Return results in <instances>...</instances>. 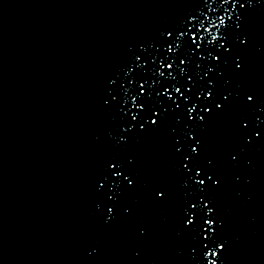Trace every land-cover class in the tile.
I'll list each match as a JSON object with an SVG mask.
<instances>
[{"label":"water","instance_id":"1","mask_svg":"<svg viewBox=\"0 0 264 264\" xmlns=\"http://www.w3.org/2000/svg\"><path fill=\"white\" fill-rule=\"evenodd\" d=\"M213 261L264 264V0H0V264Z\"/></svg>","mask_w":264,"mask_h":264},{"label":"snow or ice","instance_id":"2","mask_svg":"<svg viewBox=\"0 0 264 264\" xmlns=\"http://www.w3.org/2000/svg\"><path fill=\"white\" fill-rule=\"evenodd\" d=\"M171 50V49H170ZM169 67H171V65H169ZM177 91H179V89H177ZM189 112H191V109H189ZM135 118V117H134ZM155 121H153V123H154ZM191 221H189V223H190ZM206 223H208V224H211V221H206ZM212 255H215V253H212ZM213 264H215V261H213Z\"/></svg>","mask_w":264,"mask_h":264}]
</instances>
